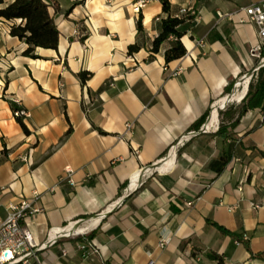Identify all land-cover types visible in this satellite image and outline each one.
Returning <instances> with one entry per match:
<instances>
[{
	"label": "crops",
	"instance_id": "1",
	"mask_svg": "<svg viewBox=\"0 0 264 264\" xmlns=\"http://www.w3.org/2000/svg\"><path fill=\"white\" fill-rule=\"evenodd\" d=\"M139 1L146 7L137 14ZM169 1L173 17L195 12L182 27L187 54L170 63L174 38L151 52L167 17L159 0H47L59 46L38 48L39 59L11 36L19 20H0V221L10 203L38 194L39 243L93 223L86 236L38 252L45 264H264V111L229 128L234 140L192 136L211 123L213 105L258 73V28L245 9L264 0ZM131 45L140 50L129 54ZM239 106L218 110V120ZM14 109L28 111L21 122L29 133ZM163 236L170 243L161 249ZM88 244L97 253L82 249Z\"/></svg>",
	"mask_w": 264,
	"mask_h": 264
},
{
	"label": "trees",
	"instance_id": "2",
	"mask_svg": "<svg viewBox=\"0 0 264 264\" xmlns=\"http://www.w3.org/2000/svg\"><path fill=\"white\" fill-rule=\"evenodd\" d=\"M162 4L163 13L167 14V17L162 20L161 33L153 41L152 53L157 54L160 51L161 46L169 41L171 38L175 39L172 47L165 52L166 63L173 62L181 59L187 54V50L181 39L185 36V31L182 29L187 21L194 20L192 11L182 14V16L173 17L171 15V3L169 0H159ZM50 5L47 0H0V20L5 19L7 21L21 20V23L15 24L11 27V36L18 38L20 41L28 45L27 50L24 52V56L32 59H39L36 55L38 48L57 50L59 46L60 33L58 27L50 14ZM195 13V12H194ZM138 31L143 30V19L140 16L137 23ZM140 50L138 45H131L128 48L129 54L137 53ZM262 57L264 58V50L262 51ZM91 76L90 73L83 72L80 74V78L85 82ZM228 88V93L231 91ZM261 109L264 111V67L259 69L258 73L254 75L246 96L241 101L240 106L234 114H238L234 119V114L229 115L228 111L219 112L222 118H228L232 122L229 125H225V122L220 123L217 135L221 136L224 140L235 139L232 131L236 127L240 118L249 110ZM209 113L204 115L198 120L191 130L197 131L205 123ZM22 124L24 131L29 133L27 127L18 119ZM226 164V163H225ZM219 169V173L223 171L225 166ZM214 227L218 228L221 232L227 235L231 233L216 224ZM93 235L90 234V237ZM217 258V257H215ZM222 264V259L217 258Z\"/></svg>",
	"mask_w": 264,
	"mask_h": 264
},
{
	"label": "built area",
	"instance_id": "3",
	"mask_svg": "<svg viewBox=\"0 0 264 264\" xmlns=\"http://www.w3.org/2000/svg\"><path fill=\"white\" fill-rule=\"evenodd\" d=\"M146 7V1H139L134 5V10L137 14L140 13L142 9ZM190 10H182L181 14H185ZM194 11H192V15H194ZM245 14L247 19L256 24L258 28V38L259 43L255 47L252 52V56H257L260 58V54L264 50V1L258 4L250 5L245 9ZM220 18H224L223 15H220ZM22 21L19 20V23ZM198 46H204V42L200 41ZM264 61V58L261 59L260 63ZM258 70V68L256 69ZM182 71V68H179L174 72V76L178 75ZM246 79V78H245ZM244 79V80H245ZM253 78L248 79V88ZM243 80V81H244ZM240 83L236 84V88H238ZM63 88V85H61ZM12 105H18L20 103L19 99L11 97L9 99ZM238 103H241L238 102ZM224 105L222 107H218L216 105L212 106V114L216 112L218 114V110H225ZM13 116L17 120H21L23 118L29 117L28 111L22 109H14ZM128 128H132V124L128 125ZM219 129V120L217 123L212 125L207 124L204 125L200 131L203 133L218 131ZM198 132L192 133V136H196ZM184 141L181 139L177 145L171 148V153L176 154L177 146L183 145ZM72 170L67 167L66 173L68 176H71ZM138 181V180H137ZM72 183L73 181L70 180ZM5 189L0 188V194ZM38 198V194H35V200H28L24 197H20L15 202H12L8 206V214L5 220L0 221V264H45L40 261L37 257V253L43 250H46L52 246H55L60 237L68 238V239H76L79 237H84L87 235V230L84 232L73 231V227L69 229H63L61 231H53L49 233V238L45 243H39L36 239L35 233L32 230L33 221L32 218L36 214L42 213V210L36 206L35 201ZM245 241L248 240V237L245 236ZM170 243V239L167 237H162L159 247L163 249ZM82 249H86L91 254L97 253V248L93 244H88L87 246H83ZM63 255L66 256L68 252L63 250ZM148 264H155L154 260H150Z\"/></svg>",
	"mask_w": 264,
	"mask_h": 264
},
{
	"label": "bare ground",
	"instance_id": "4",
	"mask_svg": "<svg viewBox=\"0 0 264 264\" xmlns=\"http://www.w3.org/2000/svg\"><path fill=\"white\" fill-rule=\"evenodd\" d=\"M241 89L239 90V92H237L235 95H233L231 98H226L224 100H222V102L219 104L218 107H222L225 103H227L228 101L231 102H240L242 101V99L245 97V95L247 94L248 91V79H245L243 82H241L240 84ZM217 113L214 112L213 113V117L211 120L210 125L217 123L218 118H217ZM161 167V166H160ZM164 168V167H163ZM92 222V220H91ZM94 222V221H93ZM88 223V222H87ZM99 223V222H98ZM93 224V223H92ZM91 224V225H92ZM91 225H85V226H80L78 228H75V230H77L78 232H84L85 230H87L89 227H91ZM96 227V226H94ZM91 231V230H90Z\"/></svg>",
	"mask_w": 264,
	"mask_h": 264
},
{
	"label": "water",
	"instance_id": "5",
	"mask_svg": "<svg viewBox=\"0 0 264 264\" xmlns=\"http://www.w3.org/2000/svg\"><path fill=\"white\" fill-rule=\"evenodd\" d=\"M264 67V61L263 62H261L260 64H259V66H258V71H259V69H261V68H263ZM246 79H251V78H253V74H248V75H246V77H245ZM244 78V79H245ZM243 79V80H244ZM241 82H243V81H241ZM240 82V83H241ZM233 95H235V93H232V94H230L229 96H227V98H231ZM231 103V101H228L227 103H225L224 104V108H226L227 106H228V104H230ZM203 132L202 131H199L198 132V134H202ZM156 167H158V165H156ZM121 204V203H120ZM103 217H105L106 215H102ZM82 224H79V223H77L74 227H73V231H77V230H75V228H78V227H80Z\"/></svg>",
	"mask_w": 264,
	"mask_h": 264
},
{
	"label": "rangeland",
	"instance_id": "6",
	"mask_svg": "<svg viewBox=\"0 0 264 264\" xmlns=\"http://www.w3.org/2000/svg\"><path fill=\"white\" fill-rule=\"evenodd\" d=\"M245 96H246V95H245ZM243 99H244V98H243ZM243 99H242V100H243ZM237 104H238V102H231L230 104H228V106L226 107V109H227L228 107H232V106L237 105ZM226 109H225V110H226ZM222 112H223V111H222ZM219 121H220V123H221L222 121L225 122L226 119H225V118H222L221 115H220V117H219ZM220 123H219V126H220Z\"/></svg>",
	"mask_w": 264,
	"mask_h": 264
}]
</instances>
